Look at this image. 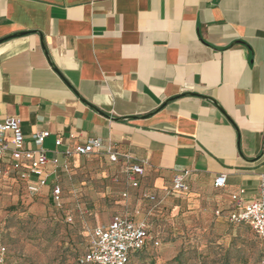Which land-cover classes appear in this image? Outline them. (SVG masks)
Segmentation results:
<instances>
[{
	"label": "crops",
	"instance_id": "obj_1",
	"mask_svg": "<svg viewBox=\"0 0 264 264\" xmlns=\"http://www.w3.org/2000/svg\"><path fill=\"white\" fill-rule=\"evenodd\" d=\"M10 115L30 147L50 130L59 174L82 157L66 146L98 137L109 174L126 177L110 149L144 163L130 190L225 224L233 192L264 193V0H0V120ZM185 168L190 189L170 192Z\"/></svg>",
	"mask_w": 264,
	"mask_h": 264
},
{
	"label": "rangeland",
	"instance_id": "obj_2",
	"mask_svg": "<svg viewBox=\"0 0 264 264\" xmlns=\"http://www.w3.org/2000/svg\"><path fill=\"white\" fill-rule=\"evenodd\" d=\"M109 167L94 154L69 163L58 176L61 205L45 193L31 194L16 174L3 181L0 236L14 264H80L94 226L116 215L135 217L138 211L160 244L149 242L130 264H264V238L248 223L226 217L225 224L209 226L188 208L173 213L143 190H130L126 177L109 174Z\"/></svg>",
	"mask_w": 264,
	"mask_h": 264
},
{
	"label": "built area",
	"instance_id": "obj_3",
	"mask_svg": "<svg viewBox=\"0 0 264 264\" xmlns=\"http://www.w3.org/2000/svg\"><path fill=\"white\" fill-rule=\"evenodd\" d=\"M51 135L50 130L43 129L33 132L31 141L35 146L30 147L24 136L22 123L17 116H6L0 120V186L6 178L16 174L21 177L31 194L45 193L54 204L61 205L63 190L58 182L57 164L59 158L50 159L47 150L43 146L45 140ZM64 143L63 137L56 139V145ZM102 144L101 138H91L85 143L77 142L73 146H66L62 154L67 158L71 156H87L93 154ZM60 154L61 152L58 151ZM109 159L119 162L122 158L126 163L124 172L129 184L139 186V178L145 172L143 162H132L129 154L120 153L110 149ZM53 162L54 166L49 167ZM70 161L64 164L68 167ZM192 170L185 168L177 172L173 177L170 189L172 193H184L190 189L189 177ZM56 176L54 182H50L51 176ZM227 184V175L218 174L214 179L216 187H224ZM245 188L232 193L235 203L227 213L228 219L233 223H248L256 234L264 238V193L250 200H244ZM128 195L127 192L123 193ZM146 196L158 201L154 193H146ZM217 215H222L223 210L217 209ZM72 219V216H69ZM153 239L150 228L145 220H135L128 215H116L108 223L99 224L89 233L87 249L80 259V264H128L130 255L143 248L148 240ZM154 244L160 241L153 239ZM0 264H13L7 245L0 238Z\"/></svg>",
	"mask_w": 264,
	"mask_h": 264
},
{
	"label": "trees",
	"instance_id": "obj_4",
	"mask_svg": "<svg viewBox=\"0 0 264 264\" xmlns=\"http://www.w3.org/2000/svg\"><path fill=\"white\" fill-rule=\"evenodd\" d=\"M0 238H1V240L7 245V247L9 248V245L6 243V241H4V239H3L1 236H0ZM153 239H154V237H153ZM153 239L148 240L147 244H146L143 248H141L140 250H138V251H136V252H133V253L130 255V258H129L128 264H130L131 258H132V256H133L134 254H137L138 252L143 251V250L147 247V245H148L149 242H153V243H154V240H153ZM9 251H10V258H11V261H12L13 264H14V259H13V255H12V252H11L10 248H9ZM83 255H84V254H83ZM176 257H178V255H177ZM81 258H82V257H81ZM81 258H80V259H81ZM226 258H227V257H226Z\"/></svg>",
	"mask_w": 264,
	"mask_h": 264
}]
</instances>
